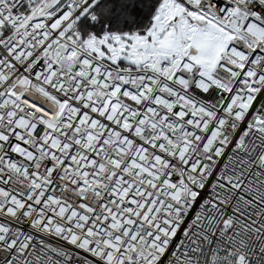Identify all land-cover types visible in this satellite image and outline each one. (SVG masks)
Returning a JSON list of instances; mask_svg holds the SVG:
<instances>
[{
	"label": "snow or ice",
	"instance_id": "snow-or-ice-1",
	"mask_svg": "<svg viewBox=\"0 0 264 264\" xmlns=\"http://www.w3.org/2000/svg\"><path fill=\"white\" fill-rule=\"evenodd\" d=\"M0 264H264V0H0Z\"/></svg>",
	"mask_w": 264,
	"mask_h": 264
}]
</instances>
